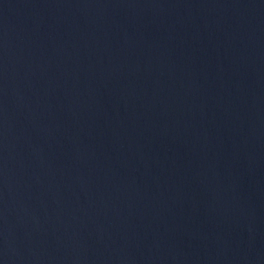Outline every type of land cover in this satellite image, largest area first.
<instances>
[{
	"label": "water",
	"instance_id": "water-1",
	"mask_svg": "<svg viewBox=\"0 0 264 264\" xmlns=\"http://www.w3.org/2000/svg\"><path fill=\"white\" fill-rule=\"evenodd\" d=\"M0 264H264V0H0Z\"/></svg>",
	"mask_w": 264,
	"mask_h": 264
}]
</instances>
